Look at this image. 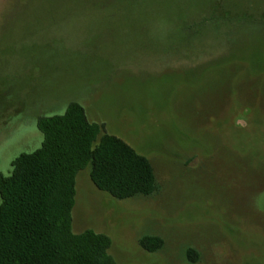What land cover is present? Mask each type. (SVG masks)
<instances>
[{
  "label": "rangeland",
  "instance_id": "rangeland-1",
  "mask_svg": "<svg viewBox=\"0 0 264 264\" xmlns=\"http://www.w3.org/2000/svg\"><path fill=\"white\" fill-rule=\"evenodd\" d=\"M73 102L157 182L116 200L80 172L75 234L116 264H264V0H0V175Z\"/></svg>",
  "mask_w": 264,
  "mask_h": 264
},
{
  "label": "trees",
  "instance_id": "trees-1",
  "mask_svg": "<svg viewBox=\"0 0 264 264\" xmlns=\"http://www.w3.org/2000/svg\"><path fill=\"white\" fill-rule=\"evenodd\" d=\"M38 129L41 147L16 158L9 176L0 175V264H116L109 236L73 232L77 176L89 169L99 191L127 200L157 191L153 166L91 123L76 102L63 115L40 118ZM140 245L156 253L164 242L144 237ZM187 257L198 261L193 249Z\"/></svg>",
  "mask_w": 264,
  "mask_h": 264
}]
</instances>
